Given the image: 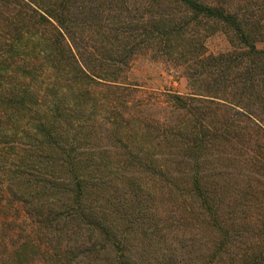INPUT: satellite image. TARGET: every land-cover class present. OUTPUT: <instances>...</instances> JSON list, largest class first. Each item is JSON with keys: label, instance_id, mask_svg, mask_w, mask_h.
<instances>
[{"label": "trees", "instance_id": "trees-1", "mask_svg": "<svg viewBox=\"0 0 264 264\" xmlns=\"http://www.w3.org/2000/svg\"><path fill=\"white\" fill-rule=\"evenodd\" d=\"M134 2L0 0V14L13 20L7 43L0 47L2 80L16 63L12 55L29 52L23 66L17 64L26 83L9 85L5 102L18 114L36 108L35 136L43 137L55 170L28 180L31 194H21L26 213L54 226V250L64 252L67 262L80 256L84 264H96L103 252H112L116 264H147V252L139 254L118 234L138 233L142 251L156 249L163 206L188 203L198 212L187 218L211 237L199 264H264V48L256 47L264 43L261 11L259 16L245 8L236 11L219 0H136L138 7H133ZM171 3L181 5L189 24L203 28L197 20H207L223 25L240 47L214 56L199 51L202 41L194 43L187 78L196 93L170 97L190 119L183 129L163 131V143L153 144L161 134L145 142L168 152L159 161L143 148L148 146L132 139L129 144L130 134L121 137L111 130L97 138L90 130L94 113L89 108L96 107L92 99L101 88L118 97L129 92L120 79L137 52L149 48L169 55L179 49L176 36L187 23L176 24L175 16L166 13ZM34 33L32 49L19 44ZM181 36V41H192L186 33ZM44 69L49 71L45 80ZM146 127L147 134L156 129ZM44 194L46 200L38 202ZM173 217L166 221L175 222ZM81 231L88 238L74 241ZM63 236L68 237L65 247L59 240ZM122 244L127 249L121 251ZM177 258L167 250L155 260L196 264L187 254Z\"/></svg>", "mask_w": 264, "mask_h": 264}, {"label": "rangeland", "instance_id": "rangeland-1", "mask_svg": "<svg viewBox=\"0 0 264 264\" xmlns=\"http://www.w3.org/2000/svg\"><path fill=\"white\" fill-rule=\"evenodd\" d=\"M153 1L155 4L161 3V0ZM205 1L211 3V1L216 2L218 0ZM219 1H222L225 7H233L236 11L245 8L253 15L261 11L260 19L263 18L264 21V0ZM139 2L141 0H138ZM133 7H138L136 0ZM183 11L184 9L180 4L171 3L166 7V13L175 16L176 24L182 23ZM257 15L259 16V13ZM187 19L183 20V25L188 22ZM197 21L204 24V27L195 26L193 21L191 24L187 23L183 27L184 30L176 36L179 38V49L177 48L169 55L164 52V54L157 52V49L149 48L136 53L130 61L127 71L123 73L120 79L122 86L126 87L129 92H121L119 97L116 93L107 92L102 88L95 92V98L92 101H95L96 107H90L89 113H94L92 117L94 122L91 123L92 128L90 130H93V134L94 132L97 134V138H101L105 131L118 130L117 134L121 137L130 134L128 140L123 139L124 141L127 140L129 144L132 139L135 143L148 146L143 148L157 160L161 161L163 155H168L164 147L154 146L152 148L147 143H151L154 140L153 137H158V134L161 135H159L158 140L153 141V144L155 145L156 141L163 143L165 141L163 131L171 128L174 131L183 129L190 119L185 112L174 107L170 97L177 95L185 98L196 93L187 78V73L193 69L189 59H192V55H194L192 54L194 43L198 45L202 41L203 47L199 46V51L203 49L205 55L214 56L231 53L234 47L238 49L240 47L237 39L223 25L207 20ZM11 23H13L11 17L0 14L1 48L7 43L5 39L10 35L9 29L11 27L9 24ZM31 31L35 30L31 29ZM183 33H186L185 38H192V41H181ZM206 33L209 35L205 38ZM195 36H197L196 39ZM34 37L35 33L30 37L28 35L19 44L32 49L37 43L36 37ZM100 39L101 36L95 38L96 41ZM231 40L234 44H231ZM256 47L263 49L264 43L257 42ZM193 52L198 53V47H194ZM15 53L12 56L16 63L8 68L9 76L4 77L3 80L0 77V264H84V260L80 256L72 259L74 261L67 262L64 252L54 250L57 246L56 238H51V234L55 232L54 226L47 225L43 218L37 219L27 214L28 211L21 198V194L26 196L27 193L31 194L30 188H28V185L30 186L28 180H32L38 174L53 175L55 170L53 157L43 137L35 136L37 133L33 126L36 127V121H38L36 108L30 106L32 111L18 114V109L12 110L11 104L5 102V90L10 87L9 85L18 88L23 87L26 83L21 78L22 75L17 69V64H20V67L23 66L24 61L29 58L26 56L29 52ZM45 70L42 73L44 80L49 76V71L45 74ZM114 98L118 100H112ZM34 100L31 103H34ZM110 103L114 109L110 107ZM146 126L156 127L158 129L156 135L154 132L156 129L151 134H147L149 128ZM107 128L109 130H106ZM21 132H23V136ZM146 141L148 142L145 143ZM174 153L173 151L172 154ZM60 172L61 170L57 168L56 175ZM44 195H41L40 201L36 198L32 200L42 203L46 200V194ZM31 198L33 197L28 196V199ZM166 205L168 204L163 206L165 211L159 214L164 219L159 223L160 237L158 238L160 241L156 237L155 244L158 245L156 249L148 247V249L146 248L147 251H142L140 244L136 241L139 237L138 233L127 231L128 236L119 233L117 239L127 240L129 247L138 248L137 251L141 255L143 252H147V257L150 259L147 264H157L155 258L160 257L167 250L177 255L178 258L175 261L183 259L184 254H187L191 257L190 261L199 264L197 258L200 256L205 258L207 250L211 248L208 243L211 237L205 228L197 225L195 220L192 221L187 218L189 213L193 212L195 216L198 211L194 207L190 208L188 203L186 207L179 203L174 207ZM184 211L188 212L184 213ZM170 214H174L175 222L166 221ZM119 226H121L120 230H124L121 224ZM78 236L80 237L74 241L88 238V233L81 231ZM66 238L68 237L58 238L62 247L68 245L65 243ZM143 238L147 237L143 235ZM73 239L75 238H71V240ZM183 245L187 247L183 248ZM123 249L125 250L127 247L122 244L120 250L123 251ZM103 254L104 257L101 255V261H96V264H116V255H112V252H103ZM128 254L133 256V253L128 252ZM120 262L122 261L120 260Z\"/></svg>", "mask_w": 264, "mask_h": 264}]
</instances>
